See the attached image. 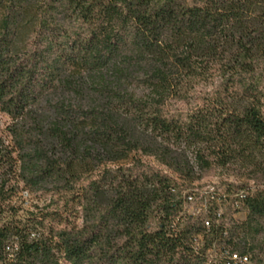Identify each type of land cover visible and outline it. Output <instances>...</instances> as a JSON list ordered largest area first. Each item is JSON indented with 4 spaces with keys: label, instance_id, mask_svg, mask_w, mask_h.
<instances>
[{
    "label": "trees",
    "instance_id": "trees-1",
    "mask_svg": "<svg viewBox=\"0 0 264 264\" xmlns=\"http://www.w3.org/2000/svg\"><path fill=\"white\" fill-rule=\"evenodd\" d=\"M233 251L264 264V0H0V264Z\"/></svg>",
    "mask_w": 264,
    "mask_h": 264
},
{
    "label": "rangeland",
    "instance_id": "rangeland-1",
    "mask_svg": "<svg viewBox=\"0 0 264 264\" xmlns=\"http://www.w3.org/2000/svg\"><path fill=\"white\" fill-rule=\"evenodd\" d=\"M9 119L10 117L8 115L3 114L2 122H1L3 127L8 122ZM238 179L239 178L234 174L223 175L221 177L219 175V171L213 170V172H210L204 178L197 181L199 190L198 192H195L196 200H191V202H189L188 210L192 212L204 211L202 209L203 203L207 204L210 201V195L213 192H217L218 197L228 196L232 189L231 190L229 189L227 183L234 182L235 180L240 181ZM241 180L243 181V179ZM218 202H220L219 198H218ZM13 203L15 204V206L20 208V212H23V210L27 209L28 206V203L27 204L24 203L23 199H15ZM245 216H246V211L244 209H241L240 211L233 214V218L238 221H244L246 218Z\"/></svg>",
    "mask_w": 264,
    "mask_h": 264
},
{
    "label": "built area",
    "instance_id": "built-area-1",
    "mask_svg": "<svg viewBox=\"0 0 264 264\" xmlns=\"http://www.w3.org/2000/svg\"><path fill=\"white\" fill-rule=\"evenodd\" d=\"M189 199L192 200L193 199V196H189ZM206 224L209 225L210 224V221L207 220L206 221ZM224 259H226L229 262V264H232V262H237V261H241L243 263H247V261H249L250 258H249V255L248 254L242 255V254H240L237 251H233V252L229 253L226 256V258H224Z\"/></svg>",
    "mask_w": 264,
    "mask_h": 264
}]
</instances>
